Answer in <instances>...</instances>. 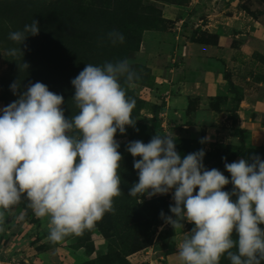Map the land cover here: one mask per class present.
Listing matches in <instances>:
<instances>
[{
	"label": "rangeland",
	"instance_id": "obj_1",
	"mask_svg": "<svg viewBox=\"0 0 264 264\" xmlns=\"http://www.w3.org/2000/svg\"><path fill=\"white\" fill-rule=\"evenodd\" d=\"M34 19L39 34L28 36L23 57L5 55L18 45L8 39L10 31L3 32L0 109L18 98L4 79L9 61L14 66L8 82H19L20 91L30 83L47 85L64 97L65 117L71 119L78 113L72 79L86 64L127 59L140 76L126 93L136 100V123L115 136L123 159L114 214L105 213L82 236L54 244L47 238L49 218H37L24 201L6 216L0 264H183L177 245L191 235L193 223L174 229L161 218V211L173 215L174 189L151 198L128 195L139 181L133 161L140 157L127 145L147 144L158 133L173 135L177 152L203 149L205 168L229 180L225 160H264V0H0V22L13 20L15 31ZM113 30L123 34V43L110 42ZM227 75L243 98L236 124ZM236 127L242 128L244 148ZM232 188L229 183L224 191ZM220 264L230 261L225 256Z\"/></svg>",
	"mask_w": 264,
	"mask_h": 264
},
{
	"label": "clouds",
	"instance_id": "obj_2",
	"mask_svg": "<svg viewBox=\"0 0 264 264\" xmlns=\"http://www.w3.org/2000/svg\"><path fill=\"white\" fill-rule=\"evenodd\" d=\"M39 30L34 19L10 32L8 39L18 47L7 54L23 57L26 39ZM107 37L113 45L124 42L116 30ZM22 67L29 65L23 61ZM139 79L127 59L86 64L71 81L78 109L71 119L65 117L64 97L47 85L30 83L24 91L19 82L10 85L18 98L0 109V232L6 216L24 201L37 218H49L47 238L54 244L82 236L105 213L114 214V198L122 194L118 169L123 159L115 136L135 126L136 100L126 93ZM174 140L158 133L147 144L127 145L134 158L140 157L133 161L139 181L128 195L151 198L174 189L173 215L161 211L160 216L174 229H183L185 221L194 224L177 245L183 264H220L225 256L230 264H264V229L259 227L264 224V160H225L229 180L220 170L205 168L203 149L181 158ZM229 183L232 191H224Z\"/></svg>",
	"mask_w": 264,
	"mask_h": 264
},
{
	"label": "trees",
	"instance_id": "obj_3",
	"mask_svg": "<svg viewBox=\"0 0 264 264\" xmlns=\"http://www.w3.org/2000/svg\"><path fill=\"white\" fill-rule=\"evenodd\" d=\"M20 0H9L10 3H19ZM15 22L13 20H10V21H3V22H0V52L5 49L4 48V34L3 32H5L6 30L10 31V32H13L16 30V27H15ZM8 56V54H5ZM10 62V68L6 71V74L4 75V79H5V82L6 84H9L7 85L10 89V85H12V83L8 82V79L9 77H11L12 73H13V66H14V63L13 61H9ZM226 79L228 81V88H229V91L234 95V101H235V106H234V111H235V124L238 122V111H239V108H240V105H241V102H242V95H241V92L239 91V89L236 87L234 81L227 75L226 76ZM8 82V83H7ZM11 91V89H10ZM236 131L238 132L240 138H239V145L240 147L244 148L245 146V142H244V139L242 138V128L241 127H236ZM221 148L225 149L226 146L224 145H221ZM180 155H181V158H183L184 156H186L187 154H189V152L185 149H182L178 152ZM226 159H230V156L226 157ZM193 228H194V224H193ZM192 228V229H193Z\"/></svg>",
	"mask_w": 264,
	"mask_h": 264
}]
</instances>
